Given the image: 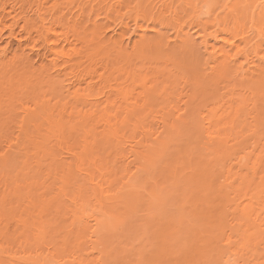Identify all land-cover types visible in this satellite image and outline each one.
<instances>
[{
  "label": "bare ground",
  "instance_id": "6f19581e",
  "mask_svg": "<svg viewBox=\"0 0 264 264\" xmlns=\"http://www.w3.org/2000/svg\"><path fill=\"white\" fill-rule=\"evenodd\" d=\"M135 1V3L132 2L135 4L134 25L136 27L134 33L139 37L136 46L130 48V43L126 47L123 46L124 44L117 46L112 42L114 37L107 41L105 33L98 34L95 30L89 35L96 41V51L75 59V53L73 57H68L63 51H59L56 41L51 48L48 47V43H51L50 38L44 36V33L40 32L41 30L38 31L40 33L36 31L37 40L35 42L39 45H32L30 51L42 44L47 46V49L50 48L53 58L51 60L55 63L52 65V70L56 77L53 78V74L48 71L46 76L41 75L42 79L38 83L29 85L26 80H20L21 85L17 84L7 90L0 89V264L57 263L54 254L46 256L30 254L27 256L24 248L29 245L28 237L31 234H35L38 241H44L48 228L42 222L40 214L45 210H50L52 202L58 206L56 213L65 212L72 221V230L63 247L64 255H67V258L62 264L95 263H91L92 260H86L89 258L91 250L93 254V250L99 248L100 242L98 243L94 238L105 230L120 226L125 214L128 215L129 212L138 210V206L144 200L143 193H141L144 189L141 190L138 187V175L141 172L140 162L143 161L148 166L152 159L162 157L160 153L163 152L162 150L166 148L178 130V117L167 120L170 114L169 105L172 103L169 101L172 95L167 92L170 87L178 83V77L182 76L181 80L187 82L186 69L195 75L194 79L197 78L198 82L202 79L197 74L201 69L200 65H202L199 63L201 60H199L200 49L198 48L201 46V49L207 53L209 39L216 43L221 41L225 46L218 52L213 51L210 54V59H206V61H217L218 56L226 59L217 61V64L211 69L210 79L207 77L209 82L206 79L207 82L203 83L201 80L202 83L198 84H207L205 86L207 88L210 84L211 86L218 83L223 84V92L215 98L214 102L215 105H219L221 113L211 114L209 109V112L203 111L202 117L198 121V130H207L205 131L207 137L212 138L213 141L219 140V142H228L233 138L239 141L247 132L258 134V130L253 129L258 126V123L254 124L253 122H256L258 116V118L261 115L264 116V109L261 108L259 111L255 95L249 98L242 94L243 90L237 89L239 86L232 83L231 74L232 72L242 73L245 82L256 79V85L264 86V55L261 56L260 50L257 48L261 41L264 44V0ZM140 20L142 25L138 26ZM1 21L0 19V32L4 29V22ZM26 21L23 28L28 31L29 25L32 29L34 24ZM194 24L195 26H193ZM189 28L191 30L199 28L201 37L199 33H197L198 36L191 34ZM166 29L174 31L172 38L164 36ZM217 29L222 33H217ZM27 35L31 36L29 32ZM84 35L85 32L80 35L74 33L67 38L66 42H79L83 40ZM151 35L156 40L153 46L148 42ZM12 36L13 32L10 33V38ZM195 36L199 39L202 38L200 43ZM70 39L73 40L70 41ZM237 40L244 45L239 49L237 55L243 57L247 62L245 66L240 64L235 70L234 66H231L235 64L234 61L237 57L228 56L227 49L235 47L234 41ZM106 43L110 44L106 45ZM108 48L116 52L118 58L125 64L139 60L143 66L152 69L155 77L150 83L151 86L146 89V105L150 107L147 114H137V107L132 106L127 110L126 117L118 119L115 113V104L109 101L110 97L105 101L102 99V96L106 94L105 91L112 88L111 83L106 79L102 83V87L92 95L89 92L85 94V90L82 89L85 85V77L89 74L85 73L82 68L83 59L93 60ZM6 52L7 48L0 45V74L7 70L1 66L4 59L2 57H6ZM25 53L23 51L19 57L26 58ZM106 55L107 59L111 56L110 53ZM250 56H253L256 61L249 62ZM63 57L66 58V61L58 64V60ZM231 68L234 69L232 72ZM131 73L132 78L136 79V70L132 69ZM236 73L232 76L237 75ZM248 78L252 79L246 80ZM0 79L1 85L6 79L4 77ZM72 81L74 82L71 83ZM67 82L69 83L67 84ZM195 82V86L198 87L197 81ZM259 85L256 89H263ZM199 87L198 89H204ZM88 88L92 91V87L88 85ZM154 111L156 114H160L163 124L156 139L147 141L142 138L134 142L135 145L130 149L133 160L130 162L129 158L124 155L115 175L101 174L97 182L90 177H88L90 181L82 178L84 175H88L84 174L86 172L83 170L85 165H88L89 169L92 167L96 169L98 153L106 152L113 145L116 149V144L120 145L121 141L126 138L122 133L124 127L130 125L134 132L141 129L146 137L149 136L151 131L147 128L146 121L152 118ZM128 122L132 123L128 124ZM100 124H102V129L98 131ZM262 140L264 141V139ZM263 141L260 147L263 148L261 153L264 155ZM4 143H6L5 148H1ZM231 153V148L226 147L216 151V156L213 159H224L231 156ZM207 156L209 157V155ZM190 158L193 159L191 156ZM178 159L180 158L174 160ZM240 159L244 160L246 157ZM194 160L196 159L194 158L191 164L188 163L191 166L190 169H196L191 172L193 173L191 176L195 177L191 178L192 181L195 180L193 183L204 188L205 192L209 190L216 197L217 190L221 189L219 188L221 186L216 185L218 189L214 190L217 172L208 168V165H200V162L197 166L196 163H193ZM173 161L169 163L173 166V171L170 170L172 171L170 173L171 166L168 165L169 172L165 173L169 180L178 178H176L179 172L178 166H174L176 163ZM192 166L194 167L192 168ZM245 168L243 173L240 169L233 174L231 166L227 170V181L231 180V182L226 186H231L230 192L234 194V196L232 194V198L235 199L234 203L238 201V204L232 203L235 208L233 213L231 212L232 222L229 221L233 228H237L236 235H234V231L232 234L234 229L231 228L232 230L229 231L232 233L228 235L227 242L225 241L226 246L229 244L230 247L233 243L237 245L231 253L233 256L230 255L232 258L228 257V261L225 260L227 263H230V259L233 260L230 264H240L241 262V264H264L262 255L264 252V222L259 223L260 220H258L259 216H262L261 221H264V157L261 159L258 156L255 157L253 161L245 165ZM114 176L115 179L112 178ZM104 177H108V179L104 180ZM116 178L119 179L116 180ZM168 178L167 181H169ZM114 180L118 182L119 186H114L116 185ZM174 180L170 182L175 185L177 182ZM82 181L83 184L80 183ZM53 186L56 190L54 194L52 193ZM220 191L223 193L222 190ZM154 192L150 194V200L158 198ZM222 193L220 195L223 196L225 192ZM208 194L210 198H208ZM208 194L206 192L203 198H208L205 200L207 203L209 199L210 201L213 199L211 194ZM48 200L51 202L48 203ZM242 200L246 201V205L243 203L244 206H241ZM65 201L69 203L67 208L62 205ZM215 212L217 213V211ZM252 217L255 219L252 220ZM12 224L16 227L15 232H19L20 236L23 235L22 238H24L12 241L13 244L17 243L21 249L19 252H14L5 246H9L8 235ZM260 251H262L261 256Z\"/></svg>",
  "mask_w": 264,
  "mask_h": 264
},
{
  "label": "rangeland",
  "instance_id": "374dc122",
  "mask_svg": "<svg viewBox=\"0 0 264 264\" xmlns=\"http://www.w3.org/2000/svg\"><path fill=\"white\" fill-rule=\"evenodd\" d=\"M132 2L135 3L136 1L0 0V19L4 22V29L0 32V45L7 48L6 57H2V59L4 58L5 60L3 59V64L1 65L2 68H6L7 70L6 72L0 74V78L4 77L6 80L0 85V89L5 88L7 90L15 87L17 84L21 85L22 82L20 80H26L29 85L38 83L42 79V76H46V72L48 73V71H50V73L53 74V78H55L56 76L54 74V70H52V65L55 63L51 60L53 58L50 53V48L53 46L52 44L55 41L56 44L59 45L58 50L63 51L66 56L73 57L74 53L78 55H75V59L79 56L84 57L96 51V41L89 35L95 30L98 34L105 33L107 41L114 37L112 42L117 44V46L124 44L123 46L126 47L128 43L131 44L130 48L136 46L138 44L139 37L134 33L136 27L134 25L135 4H132ZM26 18L28 22L34 24L32 25L34 26L32 29L30 28V25L29 29L26 27L28 31L23 28ZM141 22V20L138 21V26L142 25ZM127 26L128 29H126ZM193 26H195V24ZM36 31L37 33H44V36L50 38L51 43H48V47L50 48L47 49V46L45 47L42 44L36 47V50L34 49L30 51V47H32V45H39V43L35 42L37 40ZM11 32H13L12 38H10ZM27 32H29L31 36H28ZM80 32H85L83 40L76 42L71 41L73 39H70V43L66 42L68 41L67 38L71 37L74 33L80 35ZM190 32L191 34L198 36L197 33H199V28H192V30L190 29ZM173 33L174 31L166 29L164 31V36L172 38L174 35ZM217 33L222 32L219 30ZM196 38L199 39L198 37ZM201 40L202 38L199 39L198 42L200 43ZM155 41V37L152 35L148 38L149 45L151 46L155 44ZM234 42L236 43V46L232 49L227 47L229 48L227 49V54L230 57H237L234 61L235 64L233 63L234 65L231 66H234L233 68L235 69L240 64H244L245 66L247 61H245L243 57L237 55L239 49L243 48L244 45L238 40ZM109 44L110 43H106V45ZM224 46L225 45L221 41L216 43L214 40L209 39L207 53L204 49H201V46L198 48L200 49L199 60L201 61H199V63L202 64L200 65L202 70H198L199 73L197 74L198 76H201L203 83L207 82L211 69L217 64V61L226 58H222L217 55V61L209 60L207 62L206 59H210V54L213 53V51L218 52L221 48H224ZM112 47L113 46L111 45V49ZM257 48L260 50L261 56H263L264 44L262 41L259 43ZM23 51L26 52V58L19 57ZM107 53L111 54L108 59L105 58ZM251 60L256 61L253 56L249 57V62H251ZM64 61H66V58H60L58 60V64H61ZM83 61L84 65L82 68H84L85 73H89L85 77V85L82 87V89L85 90V94L88 92L90 95L96 93L97 90L102 87V83L106 79V81L111 83L112 88L107 89L108 92L107 90L105 91L106 94L102 96V99L105 101L108 97H110L109 101L115 104L117 111H115V113L117 114L118 119L126 117L127 110L132 106L137 107L136 111L139 115H144L149 112L150 107L146 105V89L151 86L150 83L153 82L155 77L152 69L148 66H143V63L139 60H134L130 64H125L118 58L117 53L111 51L110 48L101 52V54L93 60L83 59ZM206 62L207 65L205 64ZM233 68L230 69L231 72ZM132 69H135L137 72L136 79L132 78ZM235 73L236 72H232V74ZM185 74L188 77L187 82L181 80L182 76L181 78L178 77V83L173 87H170L167 92L172 95L171 100H169L172 103L169 105L170 114L168 115L167 120H172L178 117V130L175 133L176 135H174L173 139L168 142L166 148L162 150L163 152L160 153L162 157L152 159L148 166L144 164L145 162H140V169L142 173L140 172V175H138V187L141 188V190L144 189V191L141 192L143 193L142 198H144V200L140 203L141 205L138 206V210L132 213L129 212L128 215L125 214L126 216L123 217V220L121 221L122 223L120 222V226H116L114 229L110 228L112 231L110 229L105 230L103 233L99 234L98 237L96 236V238H94V240L100 243L98 246L99 248L93 250V254L91 253V250L89 258L86 259L90 261L92 260L91 263H229H227L226 260L230 257V255H232L231 253H233V250L235 249L234 247L237 244L234 245L233 243L230 247L228 244L227 247L225 241L227 240L228 235L233 231L235 234L234 232L232 234L236 235L235 230L237 228H233L230 223L232 222V211H234L235 208L234 205L238 204V201L234 203L235 199L232 198L234 194L232 193V196L230 192L231 186H226L231 182V180L227 181V170L231 166L233 174L238 172L240 169L243 173L246 170L245 165L248 162L253 161L257 156L259 159L264 157L263 153H261L263 148L260 147L263 141L262 139H264V116L261 115L260 118H258V116L256 122H253L254 124L258 123V126L253 128L254 130H258V134L247 132L239 141L235 140V138L228 142H219V140L213 141L212 138L207 137L205 133L207 130L203 129L200 131L197 126H199L198 121L201 119L200 117H202L201 114L203 111L207 110V112H209V110H211V114L221 113L219 105H215L214 102L215 98L223 92V84H213L212 86L214 88L210 84L211 87L208 86L209 88H207L205 87L207 84L201 85V80H199L201 83L198 84V79H194L195 75H193L189 69H186ZM232 74V83L239 86L237 89L239 91L243 90L242 94L246 97L249 96V98H251V96L255 95V99L258 100L257 106L259 111L261 108L264 109V86H260L259 84L256 85V79L245 82L242 78V73H236L237 75L233 76ZM250 79L252 78H248L246 80ZM195 81H197L198 87L200 86L199 88L204 89H198V87L195 86ZM73 82L74 81L71 83ZM68 83L69 82H67V84ZM88 85L92 87V91H90L91 89L89 90ZM258 85L260 88L263 87V89H256L258 88ZM208 92L210 93L208 94ZM153 114L152 118L146 121L147 128L151 131L149 136L146 137L141 129L134 132L130 125L124 127L122 133L125 134L126 138L121 141L120 145L116 144V149L115 145H113L112 148L106 152L98 153V158L95 163L96 169L93 167L92 169H89L88 165H85L83 167V170L86 171L84 174H88L89 176L84 175L82 178H86V181H90V178H92L97 182L99 177H101V174L109 173V175H115L118 167L122 163L124 155L129 158L131 162L133 158L131 157L130 149L135 145L134 142L139 141L142 138L147 139V141L150 139H156L158 132L161 130V126L163 124L160 114H156L155 111ZM130 123L132 122H128V124ZM206 127L208 126L206 125ZM98 128V131H101L102 124L98 125ZM4 145H6V143L2 144L1 148H5ZM226 147L231 148V156L224 159H213L216 156V151ZM140 152H142V150ZM185 153L187 155H184ZM205 154L209 155V157ZM190 156L197 160L193 161L194 164L196 163L197 165L200 162V165H208V168L217 172V180L215 181L216 184L214 190L216 191L218 189L216 188V185H218V187L221 186L219 187L221 188L220 190H222L223 193L225 192L224 195L227 196L220 195L222 192L217 190L216 197L218 192L219 196L216 198L215 195H212L208 190L206 191L207 194L210 193L212 196L211 198L214 200L211 199L212 201H210L209 199L210 203L209 201L208 203L205 202V200L210 198V195L208 194L207 199H203L206 194L204 188H201L193 183L195 180L193 179L192 181L191 178H193L194 175L191 176L193 174L191 172L194 169H190L191 166L189 165L193 159H191ZM241 157H246V159L241 160ZM175 158L180 159L174 160ZM172 161L176 164L178 163V165L175 164L174 166H178L177 168L179 170L178 175L176 176V178L178 177L177 180L170 178L171 180L177 182L175 185L170 182L171 180H169L168 176L165 174L171 166L169 163ZM194 166H192V168ZM171 167L169 171H173V166ZM172 171H170V173ZM118 175L117 177H119ZM108 177H104L103 179L107 180ZM112 178L115 179V176ZM167 178L169 181H167ZM118 179L119 178H116V180ZM80 183L83 184L84 182L82 181ZM114 183L116 184L114 185L115 187L119 186L117 181L114 180ZM54 189L55 188L53 186V194L56 192ZM150 191H155L154 193L158 196V198H155L157 200L154 198L150 200V194L152 193ZM220 196L222 197L219 199ZM242 201L241 206H244L243 203L246 205V201ZM49 202H51V200H48V203ZM50 205L52 206L50 210H45L42 214H40L42 222L48 228L44 241H38L35 237L36 235L31 234L28 237L29 245L24 248L27 256L30 254L42 256L54 254L57 257H55L57 260L55 261L62 264L67 258V255H64L65 251L63 247L64 242L68 240L70 234L69 232L72 230V221L68 218V214H65V212H61L59 214L56 213L58 208L56 203L52 202ZM62 205L67 208L69 203L68 201H65ZM215 211H217V213ZM219 213H222L223 215L221 214L219 216ZM259 217V223L264 222L261 221V219H263L261 218L262 216ZM252 218V220L255 219V217ZM15 230L16 227L12 224L8 235L9 246H5L11 248L14 252H19L21 249L18 247L17 243L13 244L12 241L14 239L24 238H22L23 235L20 236V233L15 232ZM229 230H232V232ZM261 253L262 251L259 253L260 256ZM263 253L262 255L264 256ZM232 261L230 259V263ZM52 264L54 263L52 262Z\"/></svg>",
  "mask_w": 264,
  "mask_h": 264
}]
</instances>
